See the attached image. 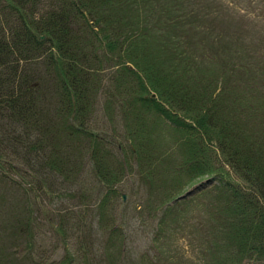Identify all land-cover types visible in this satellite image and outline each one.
<instances>
[{
	"label": "trees",
	"instance_id": "1",
	"mask_svg": "<svg viewBox=\"0 0 264 264\" xmlns=\"http://www.w3.org/2000/svg\"><path fill=\"white\" fill-rule=\"evenodd\" d=\"M204 6L201 0H0V178L19 177L14 163L22 157L11 156L30 150L40 170L56 171L65 182L71 169L66 164L73 161L76 173L85 156L99 181L114 183L104 136L94 134L85 120L86 99L94 90L89 75L100 69L91 65L109 62L119 67L127 94L140 98L131 99L133 108L139 103L147 110L144 100L155 106L159 100L169 113L183 115L174 130L186 147V183L192 186L206 176L212 180L198 197L213 196L208 212L217 264H264V99L235 89L236 75L249 84L259 71L244 55L228 59L237 54L238 39L231 37L220 48L222 32L201 19L207 14ZM182 38L186 53L180 50ZM37 58L44 59L54 85L59 84L61 99H33L38 78L28 66ZM149 92L151 99H144ZM244 98L252 100L247 104ZM58 116L68 140L77 138L72 152L59 153L54 143ZM139 119H132V142L140 135ZM82 137L90 141L82 143ZM20 178L16 186L24 192L36 183L45 195L56 193L52 185L57 182L45 174L32 181L31 172L22 171ZM27 211L20 200L0 214V239L12 236L4 245L14 253L6 254L0 243V264H21L20 244L31 245ZM63 221L60 230L68 224ZM74 223L80 228V220Z\"/></svg>",
	"mask_w": 264,
	"mask_h": 264
},
{
	"label": "rangeland",
	"instance_id": "2",
	"mask_svg": "<svg viewBox=\"0 0 264 264\" xmlns=\"http://www.w3.org/2000/svg\"><path fill=\"white\" fill-rule=\"evenodd\" d=\"M201 1L209 15L201 19L222 32L218 46L224 48L231 37L238 39L235 40L238 52L228 59L243 60L244 55L259 71L257 81L249 84L242 75H236V92L249 94V98L254 92L253 96L264 99V0H224L226 3L222 5L215 0ZM183 44L180 50L186 53V41L182 38L180 45ZM230 51L226 50L225 54ZM43 60L37 58L28 66L38 78L37 86L31 89L33 99H61L60 86L57 82L54 85L53 74L47 73ZM102 63L91 65L100 69L89 75L94 90H89V99H86L85 120L94 134L104 136L114 183L99 181L85 156L79 158L80 170L76 173L73 161L66 164L71 168L68 177L73 182L68 185L70 180L65 182V177L56 171L40 170L41 165L36 164L30 150L13 152L11 158L22 157L14 163L21 171L19 177L8 173L6 179L0 178V214L17 207L20 200L27 205L25 219L32 218L28 222L33 223L34 239L31 245L20 244L21 264L60 261L68 264H217L219 254L214 251L208 212L213 196L198 197L212 182L206 176L192 186L186 183L189 180L186 147L177 142L179 133L174 130L184 120L183 115L176 116L177 111L169 113L170 108L157 99L158 106L144 100L149 106L147 110L139 103L133 108L131 99L140 98L127 94L119 67L109 62L101 67ZM144 99H151V92ZM250 100L244 98L241 102L248 104ZM260 114V117L264 115V109ZM135 117H140L135 126L140 135L132 142L129 130L134 128L131 125ZM69 120L73 121V117ZM62 121L58 116L59 132L54 143L59 153L72 152L77 138L68 140ZM80 141L87 143L90 138L82 137ZM82 143L77 146L81 147ZM22 171L31 172L32 181L43 174L49 182L56 181L52 185L56 193L45 195L36 183L24 192L16 186L23 181ZM188 190L189 197L177 200ZM69 217H72L70 221ZM63 219L68 224H63L60 230ZM76 220H80V228L74 223ZM11 240L12 236H3L0 243L4 245ZM3 248L6 254H14L9 244Z\"/></svg>",
	"mask_w": 264,
	"mask_h": 264
}]
</instances>
